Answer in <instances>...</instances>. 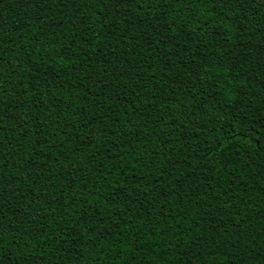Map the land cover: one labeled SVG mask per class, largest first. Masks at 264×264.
Returning <instances> with one entry per match:
<instances>
[{
  "label": "trees",
  "instance_id": "1",
  "mask_svg": "<svg viewBox=\"0 0 264 264\" xmlns=\"http://www.w3.org/2000/svg\"><path fill=\"white\" fill-rule=\"evenodd\" d=\"M0 3V264H264L261 0L127 18L96 0L74 12L91 44L58 76L25 44L28 4Z\"/></svg>",
  "mask_w": 264,
  "mask_h": 264
},
{
  "label": "snow or ice",
  "instance_id": "2",
  "mask_svg": "<svg viewBox=\"0 0 264 264\" xmlns=\"http://www.w3.org/2000/svg\"><path fill=\"white\" fill-rule=\"evenodd\" d=\"M24 2L28 4V10L33 13L29 20V26L36 29L35 31L30 32L29 36L31 38H28V36L24 38L25 44L34 48L35 51H40L41 47L46 50L48 62L52 66L51 72L48 74L58 76L59 74L56 71L57 67L63 66L64 68H67L69 64L77 65L80 59L78 54L84 50V44L87 43L90 45L91 42L83 41L82 39L83 31L87 27L86 18L82 15H75L74 12L76 8L82 6L86 7L89 4L96 3V0H24ZM176 2L183 3V0H176ZM261 2L264 3V0H261ZM141 3L145 6V11L158 10L166 12L167 8L171 6V0H111V11L117 17L125 16L127 18L129 13L136 11L137 6ZM193 3H196V0H193ZM0 7H3L2 3H0ZM65 9H72L73 14H69L65 11ZM156 19L159 20L158 17ZM3 23L4 20L0 17V32L3 31ZM145 23H148V21L145 20ZM25 27V25H21L20 31L22 33L25 32ZM112 51L115 52L116 49L113 48ZM73 53L77 54L75 58H73ZM250 54H252L251 50ZM65 57H68V59L66 60ZM85 59L90 58L85 57ZM29 60H31V57H29ZM36 63L38 65L39 61ZM0 71H2V68H0ZM101 71L106 75L114 72L117 77H120V79H124L126 75L114 64L111 66V69H109L108 64H106L105 69H102ZM108 86L112 85L109 84ZM3 93L4 88L0 87V129H2L4 123L3 113L6 107ZM34 94L35 93H33V95ZM118 95L119 92H117V96ZM69 99H71V97H69ZM152 103H155V101H152ZM63 115L67 116L68 113L65 111ZM50 118L51 117H49V119ZM32 119L38 126L41 122L47 123V120H42V117L39 114H34ZM158 119H160L161 122L167 121L168 116L161 112ZM174 122L175 121L173 120V123ZM133 123L134 127L131 125L128 127V140L130 144H135L136 139H138L140 135L138 130L141 128V125L139 122ZM261 129L262 132H264V124L261 125ZM180 131L187 134V130L184 128H180ZM246 131L247 130H245L242 134H246ZM101 134L107 135L103 132H101ZM124 134L125 133L123 131L120 133L121 136ZM89 143L92 142L89 141ZM11 146L12 145L9 141L0 136V157L3 156L4 149ZM117 147H119L118 144ZM257 150L259 151L264 149H261V147L257 145ZM90 154L93 156L95 155V153ZM209 159H211V157H209ZM161 174L163 175V173ZM2 195L3 189L0 188V197H2ZM7 203V200H0V206ZM20 219H23V217H20ZM5 227L6 226L0 223V233L5 231ZM2 240L3 237L0 235V257L4 255Z\"/></svg>",
  "mask_w": 264,
  "mask_h": 264
}]
</instances>
